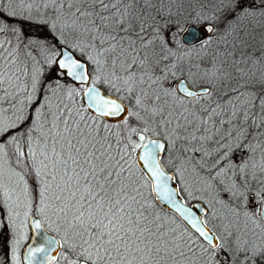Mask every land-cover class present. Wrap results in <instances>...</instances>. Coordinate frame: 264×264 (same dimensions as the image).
<instances>
[{
	"label": "snow or ice",
	"instance_id": "snow-or-ice-1",
	"mask_svg": "<svg viewBox=\"0 0 264 264\" xmlns=\"http://www.w3.org/2000/svg\"><path fill=\"white\" fill-rule=\"evenodd\" d=\"M0 264H264V0H0Z\"/></svg>",
	"mask_w": 264,
	"mask_h": 264
},
{
	"label": "water",
	"instance_id": "water-1",
	"mask_svg": "<svg viewBox=\"0 0 264 264\" xmlns=\"http://www.w3.org/2000/svg\"><path fill=\"white\" fill-rule=\"evenodd\" d=\"M186 27H190L189 25L188 26H186ZM203 34V33H202Z\"/></svg>",
	"mask_w": 264,
	"mask_h": 264
},
{
	"label": "rangeland",
	"instance_id": "rangeland-1",
	"mask_svg": "<svg viewBox=\"0 0 264 264\" xmlns=\"http://www.w3.org/2000/svg\"><path fill=\"white\" fill-rule=\"evenodd\" d=\"M187 26V25H186Z\"/></svg>",
	"mask_w": 264,
	"mask_h": 264
},
{
	"label": "trees",
	"instance_id": "trees-1",
	"mask_svg": "<svg viewBox=\"0 0 264 264\" xmlns=\"http://www.w3.org/2000/svg\"><path fill=\"white\" fill-rule=\"evenodd\" d=\"M188 26V25H187Z\"/></svg>",
	"mask_w": 264,
	"mask_h": 264
}]
</instances>
